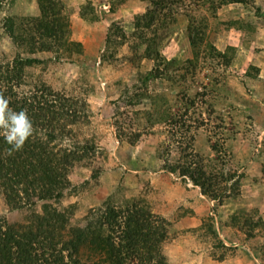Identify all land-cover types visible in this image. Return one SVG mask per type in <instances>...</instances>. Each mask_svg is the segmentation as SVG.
<instances>
[{"label": "rangeland", "instance_id": "obj_1", "mask_svg": "<svg viewBox=\"0 0 264 264\" xmlns=\"http://www.w3.org/2000/svg\"><path fill=\"white\" fill-rule=\"evenodd\" d=\"M62 2L71 22V40L83 44L84 54L33 55L44 62L26 69L29 85L24 89L46 83L56 90L85 97L91 105V122L77 127L76 132L81 140L94 139L100 150L92 167L83 163L71 172L74 188L61 205L75 206L71 223L84 225L89 211L102 207L111 195L120 200L146 197L154 212L160 214L151 198L155 192L165 191V218L171 225L164 249L171 264H224L225 260L235 259L237 251L236 260L240 263L234 264H264V0L226 5L216 15L209 14V43L222 53L227 47L236 51L229 65L211 56L206 58L194 77L189 78V83L193 82V95H202L186 123L187 137H195L190 151L195 156L215 157L207 137L217 124L208 113L216 110L226 120L223 134L216 128L219 133L216 140L223 144L221 156L227 162L228 174H235L227 183L228 190L243 176L239 195L222 205L203 195L200 197V188L190 180L187 184L190 182L192 186L165 173L167 154L172 162L180 156L178 139L169 137L165 125L147 123L144 113L151 108L148 99L131 105L133 96L142 93L138 74L148 72L154 65L143 58L144 46L134 25L135 17L147 11L149 2ZM182 2L178 10L186 13L190 8L198 10L202 0ZM39 13L36 0H4L0 9V54L10 58L18 53L27 56L3 29L4 19L11 17L19 22ZM239 20L250 22L254 32L231 27L230 22ZM187 22L185 15L180 14L175 25L160 31V51L168 59L183 62L191 58ZM108 34L109 46L106 45ZM211 81L217 83L218 90L211 88ZM168 88V82L157 80L150 84L148 92L156 94ZM181 134L179 130L178 136ZM136 135L140 138L133 146L128 141ZM159 146L164 152L162 157L157 153ZM95 170H99V176L93 179ZM108 176L113 178V183ZM194 207L197 215L203 217L195 218ZM26 216L24 210H9L0 192V217L12 223H24ZM242 245H245V251L241 249L244 255L239 252ZM199 254L202 259L197 262L195 257Z\"/></svg>", "mask_w": 264, "mask_h": 264}, {"label": "trees", "instance_id": "obj_2", "mask_svg": "<svg viewBox=\"0 0 264 264\" xmlns=\"http://www.w3.org/2000/svg\"><path fill=\"white\" fill-rule=\"evenodd\" d=\"M36 1L39 16L19 22L7 17L3 22V29L14 45L24 49L27 56L18 53L10 58L0 54V93L9 100L10 109L27 112L34 131L22 150L12 155L7 153L11 146L0 135V192L9 210H24L27 215L24 223L0 217V264H171L164 249L171 223L154 212L146 197L120 200L111 195L102 207L89 211L82 226L71 223L75 206H61L74 188L70 180L73 169L83 163L92 167L100 148L94 139L81 140L76 132L77 127L89 124L93 116L85 97L56 90L46 83L24 89L29 85L26 69L44 62L33 55L84 54L83 44L71 40V22L62 0ZM147 1L149 8L135 17L134 25L144 46L143 58L154 65L148 72L138 74L142 93L133 96L131 105L148 99L151 108L144 113L147 123L165 125L169 137L178 139L180 156L172 162L167 154L165 173L185 185L190 180L203 196L222 205L239 195L243 176L228 190L227 183L235 174H228L227 162L221 156L223 144L216 140L217 131L223 134L226 124L216 110L208 113L217 124L207 137L215 157L195 156L190 151L195 137H187L186 123L202 95H193V82L190 84L189 78L194 77L206 58L211 56L229 65L236 51L227 47L222 53L209 43V14L216 15L226 5L253 4L255 0H202L198 10L190 8L186 13L178 10L182 0ZM3 3L0 0V9ZM255 9L260 13L259 8ZM180 14L188 21L186 35L191 49V58L183 62L168 59L160 51V31L175 25ZM230 25L243 32L255 30L243 20L232 21ZM110 42L108 34L106 45ZM157 80L168 82L169 88L150 94V84ZM216 85L211 81V88L218 90ZM139 138L136 135L128 142L134 146ZM157 151L162 157L161 146ZM98 176L99 170H95L93 179Z\"/></svg>", "mask_w": 264, "mask_h": 264}, {"label": "clouds", "instance_id": "obj_3", "mask_svg": "<svg viewBox=\"0 0 264 264\" xmlns=\"http://www.w3.org/2000/svg\"><path fill=\"white\" fill-rule=\"evenodd\" d=\"M33 131V123L27 112L10 109L9 100L0 93V135L11 146L7 149L8 155L22 150Z\"/></svg>", "mask_w": 264, "mask_h": 264}, {"label": "crops", "instance_id": "obj_4", "mask_svg": "<svg viewBox=\"0 0 264 264\" xmlns=\"http://www.w3.org/2000/svg\"><path fill=\"white\" fill-rule=\"evenodd\" d=\"M163 171H160L159 173H162ZM160 175V174H159ZM109 177V181L111 182V183H113V178L111 177V176H108ZM159 177H162V176H159ZM161 180L163 179V178H160ZM114 183L116 184V182L114 181ZM154 183V182H153ZM114 184V185H115ZM157 186V185H156ZM200 197H202L203 198V196H202V194L200 193ZM157 198V199H156ZM152 199V204L154 205V207L156 208V210L161 214V215H163L164 217H165V191L164 192H161V194H159L158 192H155V194H154V197H152L151 198ZM155 199H156V201H155ZM182 203V202H181ZM209 203V202H208ZM232 204V203H231ZM194 212H195V218L197 217V218H199V217H203V216H201V215H197V208L196 207H194ZM199 216V217H198ZM244 247H245V245H242V247L239 249V252L241 251V253L244 255V253L242 252V250L241 249H243L244 250ZM245 251V250H244ZM246 256H248L247 254H245ZM237 257H238V251H237V254L236 255H234L233 256V258H235V259H230V260H225V262H223L224 264H229V263H240L238 260H236L237 259ZM196 259H197V262H199V260H201L202 259V255H200L199 254V257H195ZM241 263H244V262H241Z\"/></svg>", "mask_w": 264, "mask_h": 264}, {"label": "built area", "instance_id": "obj_5", "mask_svg": "<svg viewBox=\"0 0 264 264\" xmlns=\"http://www.w3.org/2000/svg\"><path fill=\"white\" fill-rule=\"evenodd\" d=\"M188 186H192V183L189 182V183H188Z\"/></svg>", "mask_w": 264, "mask_h": 264}]
</instances>
